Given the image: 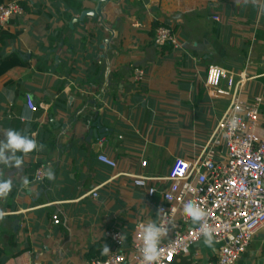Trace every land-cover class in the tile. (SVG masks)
Segmentation results:
<instances>
[{
  "label": "crops",
  "instance_id": "crops-1",
  "mask_svg": "<svg viewBox=\"0 0 264 264\" xmlns=\"http://www.w3.org/2000/svg\"><path fill=\"white\" fill-rule=\"evenodd\" d=\"M18 1L25 12L6 28L14 37L0 65L13 55L23 63L0 71V139L11 128L42 147L17 153L19 169L0 163V178L13 184L0 197L1 264H88L114 250L113 228L130 254L138 223L159 221L174 163L201 154L236 87L245 102L262 97L264 134V0H108L100 12L101 0ZM156 24L172 28L179 45H156ZM210 67L226 71L227 95L207 86ZM40 165L52 179L35 180ZM138 176L157 179L153 197L134 185ZM204 241L174 264L215 259L216 245ZM94 244L110 251L89 258ZM236 264H264V227Z\"/></svg>",
  "mask_w": 264,
  "mask_h": 264
},
{
  "label": "built area",
  "instance_id": "built-area-1",
  "mask_svg": "<svg viewBox=\"0 0 264 264\" xmlns=\"http://www.w3.org/2000/svg\"><path fill=\"white\" fill-rule=\"evenodd\" d=\"M24 12L25 7L18 0L0 3V29H6L14 17L22 16ZM215 19L219 20L218 17ZM154 43L158 46L179 45L172 28L165 25L156 28ZM209 73L207 86L217 89L222 96L227 95L220 88L221 77L226 76V71L210 67ZM143 76V70L136 68L135 80L140 81ZM230 83L233 87L232 80ZM238 88L232 93L230 104L201 154L191 161L177 160L166 178L170 183L168 189L162 191L163 204L158 207L160 218L157 223L158 226L162 224L166 231L160 240L161 256L157 264H174L177 257L189 254L196 244L207 239L202 227L204 223L213 229L212 242L218 252L217 257L208 264H236L254 235L264 227V134L258 131L262 97L245 102L239 97ZM26 98L28 106L35 110L32 97L28 95ZM233 119L237 121L235 128L230 126ZM220 147L224 157L222 160L216 159L218 152H221ZM98 160L117 168L116 160L103 153ZM45 179L46 169L40 165L35 171V180L43 182ZM155 180L138 176L134 177L133 183L153 197L158 192ZM93 195L97 196L98 193L95 191ZM187 200H194L208 215L193 223L183 211V204ZM53 222L61 223L57 213L53 215ZM106 237L114 250L105 258L91 259L88 264H143L139 252L142 241L137 227L130 254L125 250L126 240L121 230L110 229ZM6 264L38 263L13 260Z\"/></svg>",
  "mask_w": 264,
  "mask_h": 264
},
{
  "label": "clouds",
  "instance_id": "clouds-1",
  "mask_svg": "<svg viewBox=\"0 0 264 264\" xmlns=\"http://www.w3.org/2000/svg\"><path fill=\"white\" fill-rule=\"evenodd\" d=\"M22 117L21 119H25ZM237 121L233 119L230 121V126L235 128ZM42 147L39 145L36 139L33 137L18 131L16 129H7L4 133V138L0 139V163L19 169L23 160L21 156L17 153L27 154L34 150ZM49 179L53 178L52 170L49 169L47 172ZM23 183L27 185L29 183L28 179L25 178ZM13 188L12 181L10 179L0 178V197H6ZM184 213L191 218L192 222H198L208 215L207 211L198 205L194 200H187L183 204ZM204 229V235L207 237L204 243L211 247L213 229L208 223L202 225ZM140 238L142 241V246L139 248V252L142 255L143 264H157L161 252L159 249V244L162 236L165 234L166 228L161 224L157 225L155 222H142L137 226ZM108 246H104L103 253L107 254L109 252Z\"/></svg>",
  "mask_w": 264,
  "mask_h": 264
},
{
  "label": "trees",
  "instance_id": "trees-1",
  "mask_svg": "<svg viewBox=\"0 0 264 264\" xmlns=\"http://www.w3.org/2000/svg\"><path fill=\"white\" fill-rule=\"evenodd\" d=\"M0 2L2 3L3 0H0ZM21 4L25 6L23 2H21ZM157 25L158 24H156V27ZM13 37H14V34L9 33L7 29H0V53L4 45H6L7 39L9 38L11 39ZM22 63L23 61L17 55L10 56L3 60L2 64L0 65V71H7L10 67L15 66V65H20ZM102 253H103L102 246L100 244H94L91 246L90 251L88 252V257L90 258L96 255H102ZM0 255H1V249H0Z\"/></svg>",
  "mask_w": 264,
  "mask_h": 264
},
{
  "label": "water",
  "instance_id": "water-1",
  "mask_svg": "<svg viewBox=\"0 0 264 264\" xmlns=\"http://www.w3.org/2000/svg\"><path fill=\"white\" fill-rule=\"evenodd\" d=\"M106 1H108V0H101V2L99 3V7L97 8V12H100V10H101V4L103 3V2H106ZM100 120H97L95 123H94V129L92 130V132H91V134H93V135H95V136H99V134H100Z\"/></svg>",
  "mask_w": 264,
  "mask_h": 264
}]
</instances>
